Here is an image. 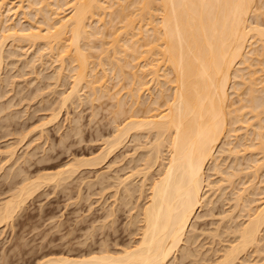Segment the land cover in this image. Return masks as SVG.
I'll return each mask as SVG.
<instances>
[{
  "label": "bare ground",
  "instance_id": "1",
  "mask_svg": "<svg viewBox=\"0 0 264 264\" xmlns=\"http://www.w3.org/2000/svg\"><path fill=\"white\" fill-rule=\"evenodd\" d=\"M23 1L24 0H14L13 2L12 0H0V71L1 65L6 58L8 59V57L12 55H14V58L16 57L14 48L18 47L22 50L25 48L23 46H28V44L29 46H31V44L35 45L37 42L38 46L36 50L34 49V52L29 59L30 61L27 59L25 60V55L22 54V58L25 60L22 61L23 64H30L32 73L36 70L35 67L37 65L34 61L37 59L38 63L41 65L46 60L45 57H48L47 59H51V61H58L57 66L54 65L55 69L53 71H56V76L58 75V77H62L66 64L63 63V61H65L63 56L66 58L68 57L72 63L71 68H69V71H71V73H69V89H64L65 91H61L58 97L55 96V99L60 102H58L59 107L68 104V102H75V99L82 97L81 95L83 94L80 93L84 92H81L80 89L85 87H82V85H87L93 76L96 75L91 71L94 70L95 72L97 68L96 70L93 69V67L89 68V62L91 61L89 58L91 55L87 56V53L83 52L81 43L83 41L86 42L90 37H93L96 34L102 36L103 33H99H101V31H103L101 29H104L105 27H101V24L106 26L107 22L112 21L116 16L120 17L119 20L121 22H119L120 24L122 23L121 26L118 25L117 27L116 25H113L115 26L114 30H111V27L108 26L110 27V31H108L111 32V34L107 33V35L111 36V39L108 41L111 45L108 46H112L114 50V57H112L113 60L111 61H115L114 63L112 62L113 65L110 64L111 66L108 68L109 72L111 70L112 72L113 70L115 72L116 70L123 71L122 68L127 65L123 66V64L129 63V60L126 59V62L120 64L119 59L116 56L123 58L126 54L128 57V51L136 50V53L138 52L140 56H142V59L140 58L141 63L131 62L133 66H137L136 69L140 70L139 73L133 71L131 76L129 73L127 74L130 76V88L128 89L127 94L130 96L129 98L132 99L131 101H133L130 104L133 105V103H135V106L133 105L134 107L131 106V109H134L133 111L130 109V104L128 105V108L130 109L129 111L133 112H131L132 114H129V117L131 116V118H126L128 114L126 115L124 112L125 110L123 109L124 107H122L125 106V104L121 105L122 100L119 102L118 100L121 99V97L118 96V100L115 99L116 104L118 101L122 108L115 104V106L119 107V109L116 107V114L117 111H119L117 114L119 117L121 112V115L125 113L124 118H126V120L124 119L125 121L122 120V122L120 119L121 124H119V120L117 121L118 124H113L114 127L111 131L112 133L110 132L111 136L103 140L104 145L101 146V149L95 155L90 157L73 156L71 159L63 162L61 167H58L53 171L41 172L40 174L37 172L36 175L33 174L30 176L26 173V175L24 174V172H26L24 171L25 169L19 165L20 163L17 161L21 158L18 156L20 154H16L17 144H7L4 152L7 154V159L11 160L13 158L12 162H18L19 164L17 165L19 166L16 165L17 168L15 167L17 171L16 169L14 170L13 167L12 169L10 164L6 163L7 166L9 165V168L6 167L15 171V174L17 175H20L21 173L24 174V177L23 180L21 178V182L18 180L20 184H17V186L15 185V189L12 186L13 190H11V193L9 192V196L7 195V198L5 197L0 202V225L9 224L14 218V214L25 202L26 198L33 193V190L35 191L36 188L43 185V183L53 181V184H58L59 182H63L65 178L70 176L71 173L75 172V170L81 166H93L104 161L106 162L109 153L113 151L114 148L123 145L126 142L127 137H130L132 133L131 136L133 137L136 132H138V135L142 132L143 134L141 133V135L144 137L147 136L149 132L153 133L152 135L149 133L151 137L153 136V139L150 137L152 140H148L147 142L150 141L148 144L140 140L143 142L142 145L137 142L138 145L136 143L133 147L136 152H134L135 150L131 152V156L134 159L136 156L134 153H137V149H141L140 153H142V155L140 154V158L138 157L142 162L141 166L139 162H137L138 158L136 157V160L134 159L136 161L134 166L136 165L137 169L132 166L134 171L129 169L132 171L130 172L128 170L129 173L127 172L126 175H120L119 177L116 176L117 178H115L117 179L115 182L117 181V183L121 185H118V187L120 186V188L123 189L122 196L120 188V194L117 193L120 195V198H125L123 199L125 202H121L122 199H120V201H117L118 203H126L129 201H126V198L128 199L131 197L129 195L133 196L134 192L138 193L136 194L138 197L135 195L137 198L134 199V196L132 197L133 200H139V202L137 200V203L135 202L137 207L133 205L134 201H132V208L126 204L130 208V211H132L131 209H133V207L136 208V211L129 215V218L131 216L129 219L130 221L128 220L129 227H131V223L135 226V230L134 227L128 229L129 235L130 231L133 233H131V241L125 243L123 240L124 244L121 246L120 244L122 241L120 244L115 241L119 244L117 249L116 247L115 249H109L111 244L107 243L109 247L106 246V240H104V243H102L105 246H103V244L100 246V243L96 249L91 247L92 249L90 250L89 246L86 252L83 251L84 253L79 252L73 254L74 251H69V248L67 249L68 251H43L44 253L36 258L32 264H169L172 256L175 255L174 252L180 248L182 250L180 257H182V259L188 257L190 260L196 251L195 249H197V254H194L192 259L199 256L201 249L199 248L198 250V248H191L193 251H190L187 243H192L194 247V240H197L198 237L200 238L198 234L199 232L201 236L204 232H206L205 235H211L209 241L211 243V248L213 246V240L211 242V239H214L215 242L213 243L218 242L219 244H221L220 242L223 238L224 240L222 243L226 241V244H223L222 246L220 245V247L216 246L217 248H212L213 251L208 247V244V246L206 245L208 249L210 248V251L208 249L206 250H208L210 254L213 253L212 255L215 256L210 258L211 256H209V252L204 250L208 253V256L205 257H209L210 260H203L204 251H202L201 257L203 262L207 260L205 264L208 261L211 264H264V184L263 186H260L258 183L263 181V179H259V176L264 173V84H262L264 80L261 83L262 87H260V85L258 87L256 84L258 82L260 83L264 76H261V79L259 81L257 80L255 83V81L253 82L255 79L252 75L256 69L253 72H250V70L249 72L243 70V67L249 68V66H251L249 63L252 64L259 60L264 62V19L263 21L260 19L263 24L257 20L259 16H262L263 10L259 8H262L261 5L264 3V0H262V2L258 0L261 3L259 5H257L258 2L256 3L257 0H34L33 5L36 3L38 5L37 7H35L36 5L34 7L31 5L33 11H30L36 16L38 15V11L42 12L43 15L45 14L44 17L43 15L41 17L47 25L45 28L43 27V32H41L43 28H40L38 23L39 19H36L38 21L34 20V23L37 24L27 20L29 22L28 26H17V24H21L22 20L24 21V19H22L24 16L23 13L25 12ZM28 1H26L27 4L25 8L28 7V9H30V2L32 0L30 2ZM21 7L23 9H21ZM129 8H131V10L126 12L125 10ZM26 11L28 12V10ZM9 12H11V15L13 14L15 16L14 18H17V20H14L12 15L9 22L7 20L10 16ZM18 12L21 13V15H19ZM107 12L108 15L112 16L111 14H113V17H115H110L109 20L104 22L106 19L103 18V14H106ZM36 16L34 19L37 18ZM254 17L256 20L252 19ZM51 19L52 22L48 21ZM42 26L43 25H41V27ZM8 40L10 41V45L13 47L15 46L14 48L12 46L11 49L5 48L6 46H9L7 44ZM252 42H258L257 46L259 45V48ZM102 44L104 43L102 42ZM252 44H254V46ZM87 45L92 48L90 44ZM139 46L143 48L141 49ZM246 46H250L249 50H245ZM252 46L256 47V49L251 48ZM23 51L25 52L24 49ZM61 52H65V54ZM93 53L96 54V52H92L91 54ZM53 54L57 56L54 58ZM61 54L62 56H60ZM102 54L103 53H101V55ZM93 55L92 57H94ZM19 57L21 56L19 55ZM99 57H96L98 59V66L100 65L99 67L101 68L99 71L101 70L103 72L107 69L103 64L109 63L110 60H108V57V61H105L103 56L102 60L99 61L101 59H99ZM135 57L136 56L133 55V58ZM252 58H256L257 60L255 59L254 62H252ZM251 59L252 61L248 62V60ZM11 61L9 60L7 62L11 64ZM14 63L15 62H12V64ZM257 64L259 65L261 63L258 62ZM240 68H242L244 72H248V75L251 74L248 77L250 78L249 81L246 82V80H242L241 76L244 74H239L242 71ZM239 69L241 70L240 72H238ZM16 70H18V68ZM107 71H105V73H107ZM261 72V74H263L262 70ZM105 73L104 75H106ZM170 73L173 74L172 81H174V83L171 84L169 82L171 91L168 90L170 93L168 92L169 94L165 97L163 95L164 89L162 85L163 81L166 82L171 79L167 77ZM102 75L103 74H101V76ZM104 75L102 77H105ZM88 76L92 78H87ZM97 76H94L91 83H94V81H97L96 83H98L99 80L101 81L102 77L100 76L99 79ZM160 76L161 79L163 77L162 80L159 79ZM244 76L243 78H247V76ZM149 80L155 83L161 82L162 84L157 86L158 83H156L157 88L155 89L156 92L154 90L155 95L152 97V95H150L152 92L150 91L148 95L151 96V98L148 96L147 98H144L145 100L143 99V102L145 101L144 103H148L147 108L152 106L157 109L159 98L161 97L162 99L164 97V104H162L164 106L166 104V107L163 112L162 110L160 113L158 111L155 112L159 113L156 118L152 117L156 115L155 113L151 116L149 115L151 113H145L146 115L143 117L139 116V118H137L135 116L137 110L135 107H137L138 103L139 105L142 104V101L139 102V100H137L138 98H141L138 95L140 93L137 94V91L139 89L142 91L146 89V91H148L147 89L149 86H146V83ZM245 82L247 83V90L245 88L247 95L243 98L244 100L241 96H239L240 98L236 96V99H239V101H234V106L232 100H228L229 96L231 97L232 95L229 94L231 92H238L242 87L244 88L241 84L244 83V85H246ZM55 84L56 81L54 85ZM99 84L102 86L101 82ZM151 84L149 83V85ZM166 84H168V82ZM239 86L242 87L239 88ZM229 87L232 91H228ZM89 88L95 89V86ZM100 88L104 90L103 86ZM117 91H119V89ZM101 92L103 91L101 90ZM238 94H240V92ZM84 97L87 98L85 95ZM147 99L150 100L148 101ZM57 100L55 101L57 102ZM157 101L158 103H156ZM228 101H231V103ZM237 101L238 103H235ZM151 103H154L155 105L157 104V106L154 104L153 106ZM159 104L161 105V102ZM229 104H232L233 107L231 106V108H228V106H230ZM55 105V107H57V104ZM55 107H53V109ZM245 107L247 109L244 111L243 109ZM58 109L59 108H57V111H59ZM150 109L152 110V108ZM150 109H147V111H151ZM126 112H128V110H126ZM51 114V120L52 118L54 120L55 117L57 118L58 116L56 113V116L52 112ZM136 114H138V112ZM115 118L116 120L118 119L117 117ZM112 122L115 121L112 119ZM237 122H240V124L235 126V123ZM238 129H243L240 131L243 132L239 135L241 139L239 137L237 140L239 133L236 134L235 131ZM45 131L46 129L44 132ZM249 134L252 135V137H250L251 139L248 138ZM227 135L229 138L234 136L236 139L233 138L234 141L231 138L230 140H227ZM247 138L253 142L249 141V143ZM237 145H242V147H240L242 149L236 148L239 147ZM140 147L144 148L143 151ZM247 149L250 150V154L248 155H254V158L248 157V164H245L244 166L241 163L243 167H238L237 165V168L235 164L239 159L237 155H239L240 150H242L240 155L243 156V151H247ZM30 154V151H27L26 153L24 152V155L21 154V160L27 161L31 157ZM231 155L238 159H231L233 162L234 160L236 161L234 164L231 162V168L228 164L223 165L222 167L227 166V169L229 166V170H226L225 167H221V164H224L222 163V160H226L225 158ZM40 158L43 159L42 156ZM40 158H38V160ZM132 158L130 159L133 162L130 164L134 163ZM7 159L5 162H7ZM2 163L1 166L3 165ZM210 163H213V165L211 166ZM239 163L237 162V164ZM110 165L111 164L109 163L108 166ZM138 166L140 169H138ZM129 167L131 168V165H129ZM103 172H98L99 174H97V176L104 178L105 175ZM6 173L8 174V172ZM12 173L14 174V172ZM135 173L137 176H139V174L142 175L143 178L140 176L142 180L140 179L137 183L140 184L134 187L129 184L134 183ZM240 173H243V177H246L244 175L250 173L247 176L249 179L244 180V178H242L241 182L239 181L241 186H239L240 184H238L239 187H236L235 185V191L233 189L235 194L233 193L234 195L231 194L233 196H230V198L232 197L231 199L233 203H231L232 201H228L231 204L230 207L229 204H227L228 208L226 207V209H222V212L225 213L222 214V212H220V216L218 217L219 223L217 222L218 225L216 224L214 228H210L211 230L205 228V231H203V227L200 228L203 232H197L196 219L201 216L206 217V215H211L212 217L213 214H215V209L213 210V208L216 205L214 204L216 203V199L213 196L216 192L222 195V192L227 187H230L233 180H236L235 175H241ZM214 174H218V176L211 179ZM131 176H133V181ZM238 177L240 179V176ZM12 178L13 177L10 179ZM104 179H101V181L107 182V180ZM106 185L107 184L105 183L104 186ZM136 188H138V190ZM115 193L113 194L114 196L117 194ZM211 193H214V195ZM249 194L255 196L250 197L249 199V196H247ZM227 197L225 198L227 199ZM218 198H220V196ZM224 200L222 199L221 201L223 202ZM129 204L131 203L129 202ZM204 206L207 207L206 210L200 212ZM113 208L111 207L109 209L110 211H108L107 216L109 214L111 215L112 212H115V210L111 212ZM236 219V222L234 221L232 224L229 223V220H231L230 222H233V220ZM226 220H228L227 222L229 224H226L228 226L223 224L221 229L220 226L222 225V222L224 221L226 223ZM201 226H203V224ZM126 228H128V226ZM221 234L224 235L222 240L220 239V236H222ZM107 235L106 237H103L107 238ZM215 237L218 239H216L217 241L215 240ZM184 243L187 246H183ZM190 243L189 247H192ZM71 248L70 250L75 249ZM198 258H200V256L197 257V259ZM192 259L190 260L191 263H193ZM197 259L195 258L196 262ZM198 261H201V259ZM196 262H194V264L198 263ZM203 262H200V264ZM187 264H189V262Z\"/></svg>",
  "mask_w": 264,
  "mask_h": 264
},
{
  "label": "rangeland",
  "instance_id": "2",
  "mask_svg": "<svg viewBox=\"0 0 264 264\" xmlns=\"http://www.w3.org/2000/svg\"><path fill=\"white\" fill-rule=\"evenodd\" d=\"M12 1L14 2V0H12ZM26 1H28V0H26ZM26 1L25 0L23 1L25 12L23 13L24 16L22 15L23 18L21 17L22 19H24V21L21 19L22 20L21 24H17V26H19V25L20 26L21 25L22 26H28L29 20H30V22L34 23V20L39 19V21L38 20H36V21H38L40 28H43V27L45 28L47 25L44 23L43 19H41L43 13L38 11L37 16L33 15V13H31L33 11L32 7H34L35 5H36L35 7H37L38 4L36 3L35 5H33L34 0H32V1L29 0L28 2L31 1L30 7H31V5H33V6L30 9H28V7L25 8L26 4H27ZM259 1L262 2V0H259ZM259 1L258 0L256 1V3L258 2L257 5L261 4ZM261 7L262 8H259V9H262L263 13H262V16H259V18L257 19L258 21H260V19L263 21V19H264L263 18L264 17V15H263L264 14V3L261 5ZM21 9H23V8L21 7ZM26 10H28V12ZM30 10H32V11H30ZM129 10H131V8L126 9L125 11L128 12ZM67 11H68V9H67ZM64 12L67 13L66 11H64ZM9 13H10V16H9V18H7L8 21L11 20L10 18L13 15V14L11 15V12H9ZM19 15H21V13H19ZM44 15H43V17H44ZM111 15L112 16L108 15V12L106 14H103L104 17L103 16L102 17L104 19H106L104 22L109 20L110 17H113V14H111ZM35 16L37 18L34 19ZM12 17L14 20H17V18H14L15 17L14 15ZM119 19H120V17L116 16V18L112 19V21H108L106 26L104 24H101L102 25L101 27H105L106 30H105V28L101 29L103 31H101V33H99V34L103 33L104 36H103V34H102V36H99L97 34L94 36L92 35L93 37H90L91 40L88 38L89 39V40H87L88 42L83 41L81 43L83 52L87 53V56L91 55L89 59H91L92 62L91 61L89 62L90 66H91V67L89 66V68L93 67V69H95V70L97 68V70L95 72H94V70L91 71L94 74H96V75H94V74L93 75L97 76L98 74H100L97 76V78L99 77V79H100L101 74L104 75L105 71L108 70L107 73H105L106 75H104L105 77H102L103 76L102 75L101 81L99 80L98 83H96L97 81H94V83H91L92 79H94V76H93V78L88 76L87 78H90V79L92 78V79L87 84L89 86L82 85V87L85 86V87L80 89L81 92H84V93H80V94H83V95H81L82 97H80L79 99H75V102L74 101L71 103L68 102V104H65L62 107L58 106L59 101L57 99H55L56 98L55 96L58 97L59 93L61 91H65V90L69 89V83H70L69 73H71V71H69L70 70L69 68H71V66H72L70 59L68 57L66 58L65 56H63L65 61H63V60L62 61L64 64L65 63L66 64H65L64 74L62 75V77H58V75L56 76V71H53L55 69V66H57V64H58L57 63L58 61H56V62L51 61V59H47L48 57H45L46 60L41 65L38 63V61L36 59L34 61V63L37 64V65L35 64L36 70L33 71V73H32L31 65L29 63H28L29 65H24L22 61H25L26 59L29 60L31 58V56L34 52V49L36 50V48L38 46V44H37L38 42L35 45L31 44V46H29V44H28V46L27 45L23 46V47H25V48H23L25 50V52L27 51L25 53L23 51V49L20 50L21 48H18V47L14 48L15 46L13 47L12 45H10V41L8 40L7 44L9 46L8 47L6 46L5 48L11 49L13 47L15 49V56L16 57L14 58V55L9 56L8 59L5 57L6 59L3 61L2 65H1V71H0V166H1L2 161L4 160L2 163L3 165L0 167V202L7 195L9 196V194L11 193V190H13V187L15 189L17 184H20L18 182V180L21 182V178L23 180L25 173L27 175L32 176L33 174L36 175L37 172L39 174L41 172H43V173L47 172V171L50 172V171L57 169L58 167H61L63 162L71 159V157H73V156L74 157H77V156H79V157L80 156L81 157H87V156L90 157V156L95 155L101 149V146L104 145L103 140L107 139L111 136V133H112L111 131L113 130V127H114L113 124L114 125L118 124L117 123L118 120H119V124H121L120 122L122 120L125 121L126 118L127 119L131 118V116L129 117V114H132L133 113L132 111L134 110L133 108L131 109V106H133L135 103H133V105L130 104L133 101H131L132 99H130L129 98L130 96H128V94H127V91L130 88L129 77L131 76V73L133 71H135L136 73H139L140 70L136 69L137 66H133L132 63H141V59H142L141 57L142 56H140V54L138 52L136 53V50L135 51H128V57L129 58L127 57L126 54H125V56H123V58L122 57L119 58L118 56H116L119 59L120 64L126 62V59L129 60V63L123 64V66L127 64L124 67L122 66L123 71H120V70L117 71L116 70V72H115L113 70V72H112V70H111L110 71L111 73L109 72L108 68H109V66H111L110 64H112V62L114 63L115 61H111V60H113L112 57H114V54H113L114 50H113L112 46H108V45H111V43L108 42L111 39L110 38L111 36L107 35V33L111 34V32H109V31H110V27H111V30H114L115 26H113V25H116V27L118 25L121 26L122 23L120 24L121 21ZM252 19L256 20L255 17ZM48 21L52 22V19L48 20ZM34 24H37V23H34ZM41 25H43V26L41 27ZM108 26H110V27H108ZM44 28L41 32L44 31ZM106 35L109 37H107ZM100 40H101V42H100ZM251 40H253V39H251ZM139 41H141V40H139ZM102 42L104 44H102ZM252 43H254L255 46H257V44H258V42H256V43L252 42ZM87 44H90L92 48H90V46ZM100 44H101V46H100ZM254 44H252V45L254 46ZM107 46H108V48H107ZM253 46L251 48L256 49V47H253ZM249 47L246 46L245 50H249ZM140 48L142 49L143 47H140ZM100 50H101V52H100ZM89 51H91V52H89ZM22 52H24V53H22ZM92 52H96V54L93 53L94 54L93 55V54H91ZM61 53L65 54V52H61ZM101 53H103V54L101 55ZM18 54L21 57H19ZM22 54L25 55V57H24L25 60H23L24 58H22L23 57ZM55 54H57V53H55ZM55 54H53L54 58L57 56ZM92 55L95 58L92 57ZM116 55H118V54H116ZM133 55L136 57L133 58ZM60 56H62V54ZM103 56L105 58V61L109 57L108 60H110L111 63L109 61V63H105L106 65L103 64V66H106L107 69H105L102 72L101 70L99 71V69H101V68L99 67L100 65L98 66V63H97L98 59L97 58L98 57H99V59L101 58L99 60V61H101ZM93 58H94V62H93ZM12 59H14V60H12ZM252 59L248 60V62H251ZM255 59H253L252 62H254ZM9 60L10 61L12 60L11 64L9 62H7ZM12 62H15V63L12 64ZM256 62L257 63L260 62L261 64L258 65ZM256 62H254L256 64L252 63L253 65L251 63H249L251 65V66H249V68L248 67L244 68L242 66L244 64L241 65L243 67L244 71L247 70L249 72V70H250V72H253L256 69V71L254 72L255 75L252 73L254 75V76L252 75V77L255 79V80H253V82L255 81V83L257 80L259 81L261 79V76L262 77L264 76V62H261L260 60L256 61ZM31 63H32V61H31ZM7 64H9V65H7ZM21 64H23V65H21ZM10 65H12V66H10ZM44 66L48 69H46ZM115 66H116V64H115ZM256 66H257V68H256ZM17 68H18V70H16ZM240 69L242 70V68H240ZM240 69L238 72L241 71ZM243 70L239 74L243 73L245 76H247V78H243L244 75L241 76L242 80L244 79L247 82V81H249L250 78H248V77L251 74L249 73L250 75H248L247 74L248 72H244ZM261 70L263 71V74H261L262 73ZM37 72H40V73H37ZM258 72H260V73H258ZM128 73L130 76L127 75ZM52 74H53V77H52ZM170 74H171V76H170ZM170 74H168L169 76H167V77L171 78V79H169L166 82L163 81V85H162V87L164 89L163 95L165 97L170 93L169 91H171L169 82L171 84L174 83V81H172L173 74L172 73H170ZM115 75L117 76V78ZM54 76H56V77H54ZM256 76H257V79H256ZM253 78H251V79H253ZM263 78L261 79L262 81L260 83L259 82L256 83L258 85V87H259V85H260V87H262V84H264ZM5 79H6V81H5ZM159 79H161V76L159 77ZM162 79H163V77H162ZM55 81H56V84L54 85ZM149 81L146 83V86L147 85L149 86L147 89L148 91H146V89L143 91L141 89H139L137 91V94L140 93L138 95H139V97H141L140 99L137 97L138 98L137 100H139V102L142 101L141 103L143 104V105L142 104L139 105V103H138V105H137V103H136L137 107H135V108L137 110L135 112V116L137 118H139V116L143 117L144 115H146L145 113H147V114L151 113V114H149L151 116L152 114L154 115V113L157 111L160 113V111L162 110V112H163L164 108L166 107V104H165V106L163 105L164 104L163 103L164 97L162 99L160 97L158 100L159 103L161 102V105H163L164 107L161 106L158 103V101L156 102V103H158V106H157V104L155 105L154 103H151L152 105L154 104L155 106H157V109H156V107L153 108L151 106L150 107V108H152V110H151L150 108H147L148 103H144L145 101L143 102V99L147 98L149 96L148 94L150 93V91L153 93L154 90L157 88L156 83H158L157 86H159V84H162L161 82L155 83L151 80H149ZM100 82H101V85L104 87V90L102 88H100V87H102L99 84ZM167 82H168V84H166ZM149 83L150 84L152 83V84L149 85ZM241 85L244 86V88L242 86H239V88L242 87L240 89L241 91L238 89L239 90L238 92H235V93L229 92L230 93L229 95H231V94L232 95H231V97L229 96L228 100H232V104L236 100L239 101V99H236L237 98L236 96H238V97L241 96L243 99L247 95V91H246L247 90V83H246V85H244V83ZM52 86H54V87H52ZM92 86H95V89L89 88ZM230 87H231V85H230ZM230 87L228 88V91L231 90ZM245 88H246V90H245ZM118 89H119V91H117ZM142 89H144V88H142ZM165 89H166V92H165ZM55 90H57L58 92ZM89 90L91 93L89 92ZM101 90L103 92H101ZM2 91H3V93H2ZM86 91H87V93H86ZM100 92H101V95H100ZM155 92H156V90H155ZM155 92L153 94L150 93V95H152V97H153V95H155ZM239 92H240V94H238ZM114 93H116V94H114ZM84 95L87 96L88 99L86 97H84ZM113 95H114V97H113ZM138 95H136V96H138ZM118 96L121 97V99L118 100L117 99V98H119ZM149 97L151 98V96H149ZM115 99L118 100L119 102L122 100L121 105L125 104V106H122V107H124L123 109L125 111L124 110L123 111L126 113V115L128 114L127 116L125 115L126 118H124L125 113H123L121 115V113H122L121 112L119 115V117L121 116L120 118L117 115L119 111H117V114H116V110H117L116 107L120 106L119 105L120 103H118V101H117V104H116ZM55 100H57V102ZM76 101H78V102H76ZM238 101L235 103H238ZM229 103H231V101ZM55 104H57V107H55L56 106ZM115 104L118 106H115ZM129 104H130V109L132 111H129L130 110L128 108ZM232 104H229L230 106H228V108H231V106L233 107L234 104L233 105ZM3 106L5 107V109ZM52 106L55 107L54 109L56 111L53 109ZM65 106H67V107H65ZM139 106H140V109H139ZM57 108H59L58 109L59 111H57ZM118 109H119V107H118ZM147 109H150L151 111H147ZM246 109L247 108L245 107L243 110L245 111ZM126 110H128V112H126ZM243 110H242V113H243ZM51 112L54 114L56 113L58 115L56 118L55 117L56 114H55V116L53 114V116L56 119V120L54 119L55 121L53 120V118H52V120L50 118V116L52 117ZM137 112L139 115L136 114ZM159 113H155L156 115H154L152 117L156 118L157 114H159ZM112 115H115V116H112ZM115 117H117L118 119L116 120ZM147 117H149V116H147ZM132 118H134V117H132ZM228 118H229V116H228ZM112 119L116 123L112 122ZM120 119H121V121H120ZM238 124H240V122L235 123V126H237ZM45 129H46V131L44 132ZM241 130H243V129H241ZM241 130L238 129L235 131L236 134L239 133L237 140L240 137L239 136L240 133L243 132V131L240 132ZM39 131H40V133H39ZM41 131H42V133H41ZM37 133H39V134H37ZM137 133L138 132H136V134ZM141 133L142 132L139 133L140 135L135 134L136 136L134 135V137L131 136L133 133L130 135V137L128 136L126 142L123 145H121L118 148H114V150L109 153V155L106 159L107 160L106 162L104 161V162H101L100 164L93 165V166H91V165L81 166L77 170H75V172L71 173L70 176L65 178V180H63V182H61L62 184L60 182H59L60 184L58 183L59 185L56 183L53 184V181H49V183L46 182V183H43V185H40V187L36 188L35 191L33 190V193H31V195H29L28 198H26L25 202L22 204L21 208L18 209L17 212L14 214V216H13L14 218L9 222V224L0 225V264H32L36 260V258H38L44 252L65 251L68 248H69V251H74L73 254L83 252V251L86 252L89 246H90L89 250L92 248L96 249L98 247V244L100 245V243H101L100 246H102V244L104 243L103 242L104 240L107 241V242L105 241L106 246L109 247V245H107V243L111 244L109 249H113V248L115 249V247L117 249V247L119 246L121 241L122 242H121L120 246L122 244H124V242L125 243H127V241L130 242L132 239V235H131L132 232L130 231V235H131L130 236L128 229L129 228L132 229V227H134V230H135V226H133L134 224L132 225V223H131V227H129L130 225H129L128 220L131 218V216L129 218V215H131L132 212L136 211L135 210L136 208L133 207L134 210L131 209L132 211H130V208H132V201H134V203H133L134 206L137 205L136 204L137 201L139 202V200L136 199L137 200L136 201V200H133V198H132L133 196H134V199L137 198L138 195H136V194H138V193H135L133 191L134 195L133 196L129 195V196H131L130 197L131 200H130V198H128V199L126 198V201H128V200L129 201L124 203L125 200H123V199H125V198L122 199V198H120V195H119L120 193H121V196L123 195V189L120 188L121 185L118 184L117 181L115 182V180H117L115 178L119 177L120 175L121 176L126 175L129 169L133 170V168L136 167V165L134 166V164H136L135 158L136 157L138 158L139 156H141L142 153H140L141 149L140 150L137 149L138 150L137 153L139 152L138 154L134 153V152H136V150L133 148L134 145H136L137 142L140 143V145H142L143 142L148 144L153 139V136L151 137V135L153 134L152 132L151 133L149 132L151 135L148 133V135L145 137L143 135H141ZM146 134H144V135H146ZM228 135L226 136V138L228 137L227 140H230V138L231 139L234 138V136H231L229 138ZM250 135L251 134H249L248 138L252 137V135L251 136ZM138 137H139V141H138ZM248 138H247L248 142L249 141L253 142L250 140L251 138L249 140H248ZM234 139H236V138H234ZM234 139H233V141H234ZM240 139H241V137H240ZM140 140H142L143 142ZM148 140H150V141L147 142ZM11 143L17 144L16 145L17 146L16 154L17 155L20 154V155H18L19 157L22 158L21 154L24 155V152L26 153L27 151L31 152V154H32V155L30 154L31 157L29 156L30 158L27 161H22L21 158L18 159L17 161L20 164L18 162L17 163L12 162L13 158L11 160L10 159L8 160L6 157L7 154L4 152H5V147L7 146V144H11ZM138 143H137V145H138ZM237 146H239V147H236V148L242 149V148H240V147H242V145H237ZM140 148H142V151H143L144 148L143 147H140ZM133 150H135L133 152L136 155L135 156L133 154L135 156L134 157L135 160L131 156V152ZM241 151L242 150H240L239 155H237L239 159L234 158V156H232V155L228 156L227 158H225L226 160H222V163H224V164H221V167L223 165L228 164V165H230V168H231L232 167L231 162H233L231 160L232 158H234L235 160L238 159L237 162L238 163L240 162L239 164H237V162L234 160V162L232 164H234L236 162L235 163L236 167H237V165H238V167H243L242 165L245 166V164L247 165L248 164L247 161L249 159L248 157L254 158V155H252V156L248 155V154H250L249 149H247V151L244 150L243 151L244 153L242 152L244 154L243 155L244 157L240 155ZM246 152H248V153H246ZM41 156L43 159L40 158ZM38 158H40V159L38 160ZM130 158H132V160H134L133 164H130L131 162H133V161H131ZM139 158L137 159V162H139V164L141 166L142 162H141V160H139ZM244 158H246V159H244ZM6 159H7V162H5ZM10 161L12 164L10 163ZM223 161H225V162H223ZM245 161H246V163H245ZM6 163L10 164V167L11 168L13 167L14 170L17 168L16 165L19 164L25 169L24 171H26V172H24V174L21 173L23 176L21 174L17 175V174H15V171L8 169L9 165L7 166ZM109 163L111 164L110 166H108ZM241 163H242V165H241ZM11 165H13V166H11ZM19 165H17V166H19ZM129 165H131V168L129 167ZM137 165H138V163H137ZM212 165H213V163L211 164V166ZM239 165H241V166H239ZM132 166H134V167L132 168ZM22 167H21V170H22ZM224 167L226 168V170H229V166H228V169H227V166H224ZM224 167H222V168H224ZM136 169H137V167H136ZM138 169H140L139 166H138ZM132 170H129V171L131 172ZM16 171H17V169H16ZM101 171L102 172L104 171L103 174L106 176V177L104 176L105 179L97 176V174H99L98 172H101ZM6 172H8V174ZM12 172H14V174L16 176ZM4 173H6V174H4ZM136 173H135V176L133 174V176L135 177L134 181H133V176H131L132 181L134 183L129 184V185H132L134 187L139 185L140 183L139 184H137V183L140 181L141 178H143V176L140 175L141 172H140L139 176H137L138 173H137V175H136ZM240 174L241 175H239V174H237V176L235 175L236 180H233V182H232V184L234 186L231 184L229 188L227 187L228 189L223 188L225 190L223 191L224 193L222 192V195L218 192H216L215 195H214V193H211L212 195H214L213 197L216 199V203H214V204H216L217 206L215 205L213 208V210L215 209L214 211H215L216 215L213 214L212 217H211V215L210 216L206 215V217L201 216L200 218H197L196 219L197 224L195 223L196 227H197L196 228L197 232H199V231L203 232V231H205L204 230L205 228L206 229H210V228L212 229L217 224V222L219 223L218 217L220 216V212H222V209H226L227 204H229V207H230L231 204L228 202V201H230V202L232 201V199H231L232 197L230 198V196H233L235 194L234 191H235L236 187L241 186V183H239V181L241 182L242 178H244V180L249 179V178H247V176L250 173L247 175H244L246 177H243V173H240ZM5 175H6V177H5ZM11 175H13V176H11ZM140 176H141V178H140ZM217 176H218V174H214L213 177H211V179L216 178ZM238 176H240V179ZM11 177H13V178L10 179ZM101 179L107 180V182L101 181ZM233 179H234V177H233ZM259 179H261V180L263 179V181H264V173L259 176ZM263 181L258 182L260 184V186L261 185L263 186V184H264ZM235 182H236V184H235ZM105 183L107 184L106 186H104ZM238 184H240V185L238 186ZM118 185H120V186L118 187ZM235 185H236V187H235ZM102 186H104V187H102ZM132 186H130V187H132ZM115 189H116V191H115ZM136 189L138 190V188H136ZM233 189H234V191H233ZM119 190H120V193H119ZM134 190H135V188H134ZM137 190H136V192H137ZM114 191L116 193L118 192L119 194L117 193L118 194L117 195ZM210 192H212V191H210ZM114 193L117 195V196L116 195L115 196L119 199H117L113 195ZM217 193L220 195H218ZM231 194H233V195H231ZM219 196H220V198H218ZM227 196H229V197H227ZM247 196H249V199H250V197H254L255 195L253 196V195L249 194ZM125 197H127V196H125ZM221 197L223 200L225 199L223 202L221 201L222 200ZM225 197H227L228 200ZM120 199H122L121 202L124 201L123 204H120L121 202L120 203L117 202L118 200L120 201ZM219 199H221V200H219ZM217 200H219V201H217ZM129 202L131 204H129ZM226 202H228V203H226ZM221 203H224V204H221ZM231 203H233V201ZM124 204L125 205L128 204L131 207L129 208L128 205L125 206ZM114 206H116V207H114ZM111 207L112 208L114 207L113 210H111V212L114 210H115V212H112L111 215L109 214L107 216V213H108V211H110L109 209ZM206 208L207 207L204 206L200 212H204V210H206ZM128 212H129V214H128ZM218 212H219V215H218ZM226 212H227V210H226ZM224 213L225 212H222V214H224ZM227 221L228 220H226V223L223 221L222 225L220 222V225H221L220 228L223 227V224L226 225L228 223ZM230 221L231 220H229V223L232 224V223H234V221L236 222L237 219L233 220V222H230ZM126 222H127V224H126ZM200 224L201 225L203 224V226H201ZM127 226H128V228H126ZM226 226H228V225H226ZM200 228H203V231ZM105 232H106V235L108 233L107 238H105L106 237ZM205 233L206 232H204V234H202V236H201L200 232L198 233L200 238L197 235L198 239L194 240L195 243L197 242L196 244L193 243L195 245L194 247H193L192 243L189 242L190 245H192V247L191 246L189 247V243H187L188 248H190V251H193V250H191V248L192 249L198 248V250L200 248L201 249L200 251L202 252V251L208 249V247H210L211 243L209 241H210L211 235L209 234L210 236H208L207 234L205 235ZM204 235H205V237H204ZM101 236L102 237L105 236V237L102 238ZM223 236L224 235L220 236L221 238L220 237L219 238L222 240ZM203 237H204V239H203ZM99 239L101 240V242ZM202 239H203V241H202ZM216 239L217 238L215 237V240ZM82 240H84V241H82ZM123 240H124V242H123ZM212 240H213V242H215L214 239H211V242H212ZM223 240H224V238H223ZM115 241L118 242L119 244L116 243ZM222 241L220 242L221 244H219L218 242H216L217 244L212 242V245H213L212 248H214L216 246L220 247V245L222 246L223 244H226V241L223 243H222ZM71 245L72 246L74 245V246L72 247ZM184 245H186V244L184 243L183 246ZM199 245H201L202 247ZM103 246H105V245L103 244ZM196 246H199V247H196ZM70 248L71 249L75 248V249L70 250ZM212 248H211V251H213ZM195 250L197 251V249H195ZM208 250H206V251L209 252L210 250L209 251ZM181 251L182 250L180 248L174 252L175 255L172 256L171 261H169V264L171 262H172L171 264H187L188 262L190 264L191 263L190 260L194 257V254H197V252L195 251L196 253L194 252V254H193L192 258H190V260L188 257H186V258L184 257V259H182V257H180V255L182 254ZM201 252L199 253L200 258L197 259V257H199V256L195 257L199 264H200V262H203L204 259H207V260L209 259V257L208 258L205 257V256H208V253L204 251L203 252L204 257L202 260V257H201L202 253ZM212 254L213 253L210 254V252H209V256H211L210 258L215 256ZM191 255H192V253H191ZM195 258L192 259L193 263H191V264H194V262H196ZM200 259H201V261H198ZM178 260H179V263H178ZM207 260H205V262ZM205 262H203L201 264H205ZM207 263L211 264L209 261Z\"/></svg>",
  "mask_w": 264,
  "mask_h": 264
}]
</instances>
